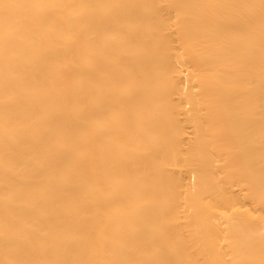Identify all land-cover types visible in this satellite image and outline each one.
<instances>
[{
    "label": "bare ground",
    "instance_id": "bare-ground-1",
    "mask_svg": "<svg viewBox=\"0 0 264 264\" xmlns=\"http://www.w3.org/2000/svg\"><path fill=\"white\" fill-rule=\"evenodd\" d=\"M0 264H264V0H0Z\"/></svg>",
    "mask_w": 264,
    "mask_h": 264
}]
</instances>
